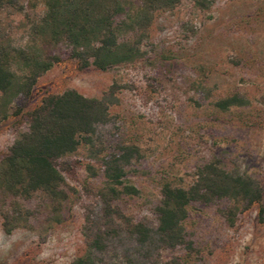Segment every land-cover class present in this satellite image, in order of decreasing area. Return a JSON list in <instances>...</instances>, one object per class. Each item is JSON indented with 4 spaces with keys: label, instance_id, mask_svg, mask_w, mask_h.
<instances>
[{
    "label": "rangeland",
    "instance_id": "1",
    "mask_svg": "<svg viewBox=\"0 0 264 264\" xmlns=\"http://www.w3.org/2000/svg\"><path fill=\"white\" fill-rule=\"evenodd\" d=\"M204 1L206 6L196 7L178 0L127 23L118 41L133 43L139 56L105 71L78 68L65 41L54 42L35 28L43 12L39 1L34 8L32 0L0 7L3 47H29L58 59L26 98L9 105L0 121V159L26 131V113L45 95L72 90L104 99L108 113L95 128L91 149L79 146L60 161L66 167L63 200L0 192V210L16 203L27 213L26 223L9 233L0 216V264H71L83 250V209L99 207L93 196L102 181L98 159L123 146L138 151L124 177L137 195L116 204L152 233L144 244L119 235L97 256L98 264H264V192L231 223L228 201L191 203L182 223L186 242L174 249L163 248L154 234L161 186L187 188L206 163L264 189V0ZM230 97L237 103L225 110L215 106Z\"/></svg>",
    "mask_w": 264,
    "mask_h": 264
},
{
    "label": "trees",
    "instance_id": "2",
    "mask_svg": "<svg viewBox=\"0 0 264 264\" xmlns=\"http://www.w3.org/2000/svg\"><path fill=\"white\" fill-rule=\"evenodd\" d=\"M20 0H0L1 6H16ZM43 7L35 24L46 31L54 42L63 40L70 47L69 57L78 68L105 71L130 63L138 56L133 43L119 42L118 36L127 23L140 15L172 8L178 0H32ZM196 7L206 6L204 0H191ZM37 31V32H38ZM58 59L29 47L6 49L0 44V121L8 115L9 105L17 97L26 98L36 79ZM17 65L18 68L13 65ZM18 71V73H17ZM230 97L215 103L221 110L236 104ZM104 99L85 98L72 90L48 94L26 113L27 128L11 144L0 159V192L10 198L28 199L40 192L52 200H63L62 173L66 172L64 157L79 146L92 147L96 126L107 121ZM138 156L133 146L98 159L101 187L94 197L97 211L83 209L80 235L82 253L71 264H98L110 241L121 234L133 237L139 244L148 241L152 231L143 223L125 215L116 202L137 195V190L125 180V168ZM217 164V163H216ZM215 163L197 168L195 179L187 188L163 184L154 209V234L163 248L174 249L185 244L183 221L191 203L207 205L224 199L230 203L226 220L232 222L236 212L259 203L264 189L247 176L232 175ZM90 176L92 168L86 166ZM260 212L261 209H260ZM26 212L16 203L0 210L2 229L9 233L26 223Z\"/></svg>",
    "mask_w": 264,
    "mask_h": 264
}]
</instances>
